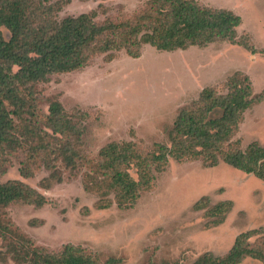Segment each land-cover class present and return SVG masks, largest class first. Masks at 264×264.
Returning a JSON list of instances; mask_svg holds the SVG:
<instances>
[{
    "label": "rangeland",
    "instance_id": "rangeland-1",
    "mask_svg": "<svg viewBox=\"0 0 264 264\" xmlns=\"http://www.w3.org/2000/svg\"><path fill=\"white\" fill-rule=\"evenodd\" d=\"M59 1V19L95 10L98 23L127 19L148 2ZM197 1L242 18L237 43L216 41L175 51L144 45L139 58L125 50L112 58L99 55L83 69L51 75L48 82L36 85L38 114H47L49 99H55L67 114L81 120L82 149L89 159H98L111 142H133L150 157L156 144L171 145L178 114L204 88L224 93L228 78L239 72L251 79L254 95L264 94V0ZM254 142L264 146V101L245 113L232 146L245 151ZM25 154L12 157L13 165L0 181L20 180L38 189L48 202L42 207L12 204L0 209V220L8 218L18 234L47 251L71 243L102 263L115 258L118 264H193L208 252L226 255L241 233L264 230V180L223 161L210 167L202 159L170 158L164 171H154L152 186L127 209L118 205L113 190L103 196L85 189L91 172L87 166L74 170L58 160L54 177L43 157L29 156L32 176L25 177L20 171ZM131 174L138 179L134 169ZM201 201L206 207L197 209ZM226 201L232 202L231 210L216 224L219 218L210 211ZM107 203L111 205L100 208ZM257 240L255 236L250 242L261 245ZM5 243L0 236V264H16ZM241 264L263 263L247 258Z\"/></svg>",
    "mask_w": 264,
    "mask_h": 264
},
{
    "label": "trees",
    "instance_id": "trees-1",
    "mask_svg": "<svg viewBox=\"0 0 264 264\" xmlns=\"http://www.w3.org/2000/svg\"><path fill=\"white\" fill-rule=\"evenodd\" d=\"M61 8L59 0H0V178L13 165L12 157L24 152L20 171L25 177L32 176L29 156L43 157L54 177L58 160L74 170L87 166L91 172L85 189L103 196L113 190L118 205L127 209L152 186L154 171H164L170 158L178 162L202 159L210 167L223 161L264 180V146L254 142L245 151L237 146L239 142L232 146L245 113L264 101V94H253L252 81L245 74L236 72L229 77L224 93L204 88L199 98L178 114L171 145L156 144L157 150L150 157L133 142H111L100 150L98 159H89L82 149V121L67 114L58 100L49 99L47 114H38L35 103L36 85L48 82L51 75L83 69L99 55L112 58L125 50L130 57L139 58L144 45L175 51L216 41L237 43L242 24L239 15L197 0H148L127 19L98 23L95 10L59 19ZM132 169L138 179L133 178ZM47 202L43 193L20 180L0 181V209L12 204L42 207ZM205 207L203 201L196 206ZM231 207L232 202L226 201L211 209L210 214L219 218L216 224ZM4 219L0 220V236L16 264H118L115 258L102 263L71 243L58 251L36 247ZM255 236L261 245L250 242ZM247 258L264 264L263 229L238 235L226 255L208 252L193 264H241Z\"/></svg>",
    "mask_w": 264,
    "mask_h": 264
}]
</instances>
